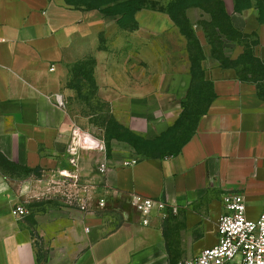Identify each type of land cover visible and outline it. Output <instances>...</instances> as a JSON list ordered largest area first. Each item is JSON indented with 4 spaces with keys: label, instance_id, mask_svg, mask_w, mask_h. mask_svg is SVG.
<instances>
[{
    "label": "crops",
    "instance_id": "0c3cea01",
    "mask_svg": "<svg viewBox=\"0 0 264 264\" xmlns=\"http://www.w3.org/2000/svg\"><path fill=\"white\" fill-rule=\"evenodd\" d=\"M217 1L233 34L221 27L211 32L219 14L189 6L184 18L198 39L191 51L166 11L139 9L132 26H125L122 17L69 0H0V264H40L22 192L39 193L67 171L91 192L89 212H73L77 220L68 225L74 229L65 238L69 264L192 260L218 244L229 194H242L247 218L260 219L264 81L245 78L238 61L251 51L243 41L253 39L252 60L264 67V22L259 0H248L244 8L240 0ZM87 65L100 98L116 114L125 109L144 115L148 100L168 96L205 100L179 151L110 163L106 173L100 171L104 141L101 149L73 153L68 84L72 69ZM134 195L170 207L143 226L132 207ZM98 198L105 199V208ZM18 205L29 215L15 218Z\"/></svg>",
    "mask_w": 264,
    "mask_h": 264
},
{
    "label": "rangeland",
    "instance_id": "374dc122",
    "mask_svg": "<svg viewBox=\"0 0 264 264\" xmlns=\"http://www.w3.org/2000/svg\"><path fill=\"white\" fill-rule=\"evenodd\" d=\"M240 7L249 6L248 0H240ZM70 3L87 8L101 10L107 16L122 17L121 24L132 26L134 13L143 8L169 12L176 20L180 31L187 40L190 50L196 47L198 39L195 37L184 11L188 6H204L219 14L214 29L228 31V22L222 12V6L217 0H69ZM260 14L264 17V0H259ZM217 25V26H216ZM210 26V27H213ZM242 43V40L240 38ZM243 46L255 51L254 40H244ZM233 45L232 43H228ZM224 46L219 42L218 46ZM227 45V46H230ZM251 51L245 53L241 64L245 78L264 81V67L256 66ZM70 94L65 106L71 115L73 128L79 127L82 132L91 136L93 142L104 141V164L122 165L135 159L145 157H169L176 154L183 142L196 127L201 113L204 111L205 100L182 99L170 97L166 99L148 100L144 115L131 116L128 110L113 109V104L100 98V92L92 81L90 67H75L71 71L68 84ZM191 86L188 97L191 96ZM183 95V93H181ZM68 172V171H67ZM69 173V172H68ZM56 180H63L65 188L47 186L39 193L31 191L21 198L23 205L29 207L28 217L32 224L36 250L40 264H69L71 257H67L69 246L67 238L72 230L68 227L77 218L73 212L82 211L74 201V193L83 186L79 178L59 174ZM83 188V187H82ZM101 198L97 199L99 204ZM105 208V207H104ZM65 209H71V215H64ZM89 212V209H88Z\"/></svg>",
    "mask_w": 264,
    "mask_h": 264
},
{
    "label": "built area",
    "instance_id": "2783aa9c",
    "mask_svg": "<svg viewBox=\"0 0 264 264\" xmlns=\"http://www.w3.org/2000/svg\"><path fill=\"white\" fill-rule=\"evenodd\" d=\"M99 145V141L93 142L91 136L82 132L79 127L74 128L71 147L73 153L80 149H101L102 146ZM100 171L106 173L108 166L101 165ZM63 175L71 176L68 172H63ZM66 185L63 180L52 179L49 182V186L54 189L65 188ZM90 197V190L80 187L73 196L78 207L84 212H88ZM99 206H106L105 199L100 200ZM224 206L225 212L218 225V244L204 250L198 257L179 264H264V212L258 221L249 220L246 215L245 197L239 193L227 195L224 198ZM132 207L141 218L142 225L149 226L153 216L166 212L170 205L167 201L134 195ZM172 208L176 213V207ZM12 214L15 218L23 219L29 215V211L18 205Z\"/></svg>",
    "mask_w": 264,
    "mask_h": 264
},
{
    "label": "trees",
    "instance_id": "16d2710c",
    "mask_svg": "<svg viewBox=\"0 0 264 264\" xmlns=\"http://www.w3.org/2000/svg\"><path fill=\"white\" fill-rule=\"evenodd\" d=\"M189 7V6H188ZM188 7H186V8H188ZM261 21H263L264 22V17H261Z\"/></svg>",
    "mask_w": 264,
    "mask_h": 264
}]
</instances>
